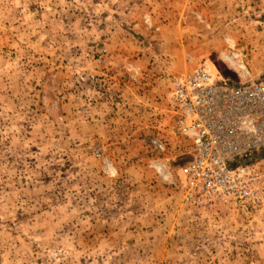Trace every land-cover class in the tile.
<instances>
[{"label": "rangeland", "instance_id": "374dc122", "mask_svg": "<svg viewBox=\"0 0 264 264\" xmlns=\"http://www.w3.org/2000/svg\"><path fill=\"white\" fill-rule=\"evenodd\" d=\"M252 61L264 0H0V264H264V204L182 208L195 152L169 109L172 78L255 82ZM160 162L166 237L139 217Z\"/></svg>", "mask_w": 264, "mask_h": 264}, {"label": "built area", "instance_id": "2783aa9c", "mask_svg": "<svg viewBox=\"0 0 264 264\" xmlns=\"http://www.w3.org/2000/svg\"><path fill=\"white\" fill-rule=\"evenodd\" d=\"M238 70L237 83L205 63L172 78L169 109L176 132L191 141L195 152L181 168L183 204L248 218L264 204V81H249L243 63ZM154 168L166 180L172 178L164 163Z\"/></svg>", "mask_w": 264, "mask_h": 264}, {"label": "crops", "instance_id": "0c3cea01", "mask_svg": "<svg viewBox=\"0 0 264 264\" xmlns=\"http://www.w3.org/2000/svg\"><path fill=\"white\" fill-rule=\"evenodd\" d=\"M250 70H251V76H253L252 77L253 81L254 80L255 81L261 80L262 81L261 75H264V67L260 68L259 65H256L255 62L252 61V62H250ZM159 177H162V176H159ZM162 178H160V179L163 182L156 180L155 182H149V183H146V185H145L146 189H148V188L153 189L154 192L156 193L157 197L152 196L151 197L152 200L150 198L149 199L152 202V204L154 202V204H156L158 208L160 205L161 206L163 205L166 207H167V205H171L172 201H173L172 199L175 197V194L171 190V188L165 185L167 183H171L170 181H172L171 179H173V176H172V178H170L168 180L169 182H166L165 181L166 179L165 178L162 179ZM179 199L182 203L181 204L182 208L186 207L185 205H183L182 198L180 197ZM180 201H179V206H180ZM158 208H157V210H158ZM175 216H176L175 213L166 212L165 208L162 209V212H161V209L159 208V212L156 211L152 215L145 214V212L142 211L139 217L141 220H143L145 222L146 221H154L155 225L153 226V229L155 230L156 235L158 237H166V236L171 234V230L168 229V227L165 224L163 225L162 222L166 223L169 221H173V220H175ZM181 217H183V215L180 214L178 219H180Z\"/></svg>", "mask_w": 264, "mask_h": 264}]
</instances>
